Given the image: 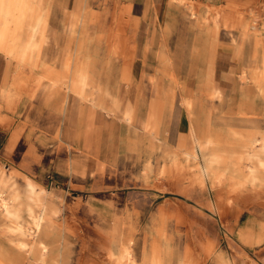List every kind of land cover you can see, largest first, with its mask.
<instances>
[{"label": "rangeland", "instance_id": "374dc122", "mask_svg": "<svg viewBox=\"0 0 264 264\" xmlns=\"http://www.w3.org/2000/svg\"><path fill=\"white\" fill-rule=\"evenodd\" d=\"M41 3L40 51L18 65L0 50V172L42 191L18 220L0 213V260L264 264V166L248 158L264 136V0ZM67 59L85 97L61 80ZM218 152L217 177L201 168Z\"/></svg>", "mask_w": 264, "mask_h": 264}, {"label": "bare ground", "instance_id": "6f19581e", "mask_svg": "<svg viewBox=\"0 0 264 264\" xmlns=\"http://www.w3.org/2000/svg\"><path fill=\"white\" fill-rule=\"evenodd\" d=\"M45 13L43 11V5L41 3V0H0V50L4 51L7 57L15 58L18 62V65H21L28 58H32L35 52L40 51L42 43L44 42V36L47 28V17ZM69 19L70 17L67 20ZM62 74L63 75L61 76V80L63 78L67 79L68 81L67 86L69 90L84 95L85 87L87 85V80H88V72L85 70V67L83 65H77L76 67H74L72 66L71 60L67 59L65 62V72ZM47 77L52 81L58 82L52 74H48ZM242 78L243 79L252 78L254 83L257 85L260 83V76L257 70L252 71L251 75H248L247 72H244L242 74ZM193 141H196L195 137H193ZM210 142H214V140L210 139ZM207 145L209 144L207 143ZM250 147L252 151L249 154L248 158L251 157L257 158L259 160V166L263 167L264 161L260 158L261 156L260 153L264 152V136L255 137ZM220 159H221V155L219 154V152L218 154H213L209 160L208 165H206V167L202 166L201 168L202 171L203 172L212 171L214 175L218 177L219 173L214 172L213 164L215 162H219ZM254 161L256 160L254 159ZM244 173L247 175L246 176L247 180L253 183H255L258 179H260L257 174V168L252 165H247V170L244 171ZM2 181L3 179L0 180V182ZM39 195L40 192L36 193L35 188L30 187L27 197H29V199L34 200L37 203H40L41 198L39 197ZM24 204H25L24 198L21 193L10 192V191L7 192L4 190H0V213L2 214V216L11 218L13 220H18L21 216V210ZM42 210H44V206ZM43 218L44 217L42 215H38L35 217L33 221L35 230H38L40 228ZM58 245L59 244H57V247ZM45 248L46 247L43 246L42 254L45 252ZM57 256L58 255H56V257ZM132 260L133 259L131 257V253L126 249L123 252V254L119 257L118 262L126 261V262H131L132 264H138L137 262H134ZM6 263L0 260V264H6ZM40 264H45L43 258L40 260ZM151 264H161V262L159 261L156 255V252H154L152 256Z\"/></svg>", "mask_w": 264, "mask_h": 264}, {"label": "crops", "instance_id": "0c3cea01", "mask_svg": "<svg viewBox=\"0 0 264 264\" xmlns=\"http://www.w3.org/2000/svg\"><path fill=\"white\" fill-rule=\"evenodd\" d=\"M149 2V1H148ZM134 6H139L141 7L142 9L145 8L146 6H150L151 5V1L149 3L145 2V3H135L133 4ZM144 10V9H143ZM142 10V11H143ZM136 17L139 18V21L142 22L144 19H146L147 17L145 16L143 18V16H141V14H135ZM52 81V80H51ZM58 84V82L56 81H52L50 84H48V87H51V88H55L56 85ZM89 83H87L86 87H85V91H84V95L83 94H79L81 97H85L86 96V93H87V88L89 87ZM25 96H29V95H25ZM8 115V114H7ZM127 115V118L126 119H129V115L130 113H126ZM104 126H106V124H104ZM108 126V127H107ZM107 128H108V132H111L112 130L110 129V124L108 125L107 124ZM1 133H5L4 132V129H0V134ZM2 137V136H1ZM12 138L10 137L8 142H10ZM3 179L2 182H0V190H4V191H7V192H19L22 194V196H24V193H25V197L28 196V193H29V189L30 187H34L35 188V192H42L40 190L37 189L35 183L31 180V179H27L26 180V185H25V191L19 186V184L16 182L15 178H14V175L12 172H0V180ZM39 197L41 198V195H39ZM151 260H152V257H151ZM150 264H151V261H150Z\"/></svg>", "mask_w": 264, "mask_h": 264}]
</instances>
